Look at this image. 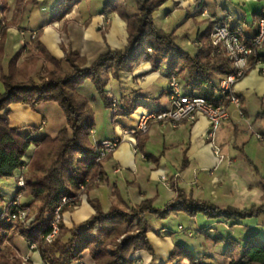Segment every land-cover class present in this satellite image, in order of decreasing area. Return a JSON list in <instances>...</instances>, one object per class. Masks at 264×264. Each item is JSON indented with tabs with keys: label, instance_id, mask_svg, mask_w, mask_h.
I'll list each match as a JSON object with an SVG mask.
<instances>
[{
	"label": "crops",
	"instance_id": "0c3cea01",
	"mask_svg": "<svg viewBox=\"0 0 264 264\" xmlns=\"http://www.w3.org/2000/svg\"><path fill=\"white\" fill-rule=\"evenodd\" d=\"M36 1L38 3L27 4L16 24L6 29L0 62L1 92L4 91L1 75L9 74L12 66L20 82H25L54 70L58 64L65 73H70L73 68L67 60V53L72 50L84 59V67H89L108 49H126L128 22L117 12L105 10V0H72V9L64 16H59L62 0ZM15 4L16 0H9V8L4 12L0 1V30L2 25L13 19ZM203 6L209 16H202L200 10ZM130 10L134 13L133 6ZM263 10L264 7L261 12ZM154 18L158 27L174 32L178 44L192 53L197 51L199 36L214 19H228L231 23L242 21L247 34L256 32L258 22L257 17L249 21L245 2L238 4L233 0H203L202 5L198 0H168L155 12ZM33 32H39L35 43L32 42ZM18 53L20 55L12 65ZM180 76L187 84L188 71ZM168 81L166 66L154 68L149 60L136 64L132 71H120L117 76L111 74L106 90L109 96L118 100L116 112L107 107L90 78L79 88L94 110L96 126L92 139L122 138V141L102 162L104 181L83 194L79 205L64 214V222L69 229L83 228L96 212L91 201L99 202L105 212L109 211L116 194L132 207L145 199L163 207L174 200L179 191L222 208L248 209L264 204V72L258 69L248 72L236 85L241 105L227 104L230 118L221 125L215 140L225 156L222 162H218L210 144V122L203 114H199L195 121H184L178 126L152 121L148 133L124 136V130L138 126L142 112L169 108ZM133 107V113L126 115ZM7 109L11 126L18 128L22 137L32 140L55 137L66 124L65 112L58 102H43L36 110L27 104L14 102ZM100 116L103 122L113 127V131H98ZM34 150L35 144H32L23 158L24 162L31 160ZM20 173L21 170L14 173L17 182ZM162 174L171 178V188L161 181ZM0 194L4 195L1 190ZM177 212L191 216L183 210ZM191 220L194 234L188 237L194 238L195 232L199 234L201 229H209L203 233L207 243H215L213 237L221 235L224 239L220 245H225V249L220 253H210L204 252L202 247L192 248L180 234L162 233L164 228L173 229L165 221L149 215L154 228L150 233L154 251L137 252L132 257L134 264H175L169 259L177 245L185 246L197 257L204 256L207 264H229L232 255L226 252L224 230L216 229V224H221L229 232V237L238 238L240 242L254 232L258 239L264 240V212L228 223L224 219H207L201 213L191 216ZM200 244L205 245L204 242ZM15 245L21 256L31 257L32 261L28 263L40 264L43 260L40 252L32 250L22 235L15 239ZM82 261L94 264L87 254Z\"/></svg>",
	"mask_w": 264,
	"mask_h": 264
},
{
	"label": "trees",
	"instance_id": "16d2710c",
	"mask_svg": "<svg viewBox=\"0 0 264 264\" xmlns=\"http://www.w3.org/2000/svg\"><path fill=\"white\" fill-rule=\"evenodd\" d=\"M2 11L9 8V0H0ZM105 0V10L117 12L128 22V45L124 51L108 49L89 67H84V59L76 51L67 53V60L73 70L65 73L58 64L54 70L44 75L20 82L13 70L1 75L4 91H0V177H13L16 170L24 171L25 186H18L16 195L7 200L0 194V264H24V258L16 249L15 236L21 234L30 244H35L47 264H79L87 254L94 264H134L132 257L139 251L153 253L150 233L154 231L149 215L166 219L177 211H186L191 216L204 214L207 219H224L225 223L258 216L264 212V204L253 205L248 209L222 208L210 201L196 199L181 191L177 197L163 207H157L151 199L143 200L137 206H129L116 194L109 211L105 212L99 202L91 201L96 212L81 229H69L63 215L72 211L80 203V197L98 187L104 181L105 171L100 159V143L92 139L96 126L95 114L89 100L79 92V88L90 78L109 109L115 98L107 93L110 75L120 71H132L143 60H149L154 68L166 66L169 76L188 71L185 84L189 95H198L213 100L219 90V82L224 76L235 71L234 62L227 52L213 44L211 32L216 21H211L205 32L199 36L197 51L192 53L182 48L174 32H166L157 26L154 14L168 0ZM199 1V0H198ZM36 0H16L13 19L1 26L0 62L6 29L16 24L23 8ZM202 5V4H200ZM133 6L134 13L130 7ZM72 9V0H62L59 16ZM257 18L264 12L257 13ZM39 32L33 37L36 42ZM151 49V52L149 51ZM20 53L12 61L14 65ZM118 101V100H117ZM27 104L32 109L43 102H58L66 118L65 126L55 137L45 136L39 140L22 137L19 129L12 127L8 106L11 103ZM125 113L130 115L134 111ZM116 115V114H115ZM32 144L35 150L31 160L23 158ZM110 156V155H109ZM108 156V157H109ZM107 159V158H106ZM25 194L31 204L20 202V208L28 209L29 225L20 231L17 223L7 219L8 205ZM64 196H77L72 206L61 209L60 229L51 242L46 236L53 232L52 223L55 211ZM39 204L33 207L32 204ZM131 211H128L129 208ZM18 223H20L18 221ZM136 223L137 232L129 233L127 227ZM234 225V224H232ZM209 229H201L207 233ZM174 231L166 234H171ZM223 236L213 237L220 243ZM226 252L232 255L229 264H264V240L256 233L247 234L243 242L228 237ZM7 258H12L8 262ZM207 264L205 257H197L183 245H177L169 262L175 264Z\"/></svg>",
	"mask_w": 264,
	"mask_h": 264
},
{
	"label": "built area",
	"instance_id": "2783aa9c",
	"mask_svg": "<svg viewBox=\"0 0 264 264\" xmlns=\"http://www.w3.org/2000/svg\"><path fill=\"white\" fill-rule=\"evenodd\" d=\"M200 4H203V0H199ZM203 8V14H208V10L205 6ZM264 12V10H263ZM211 32V38L213 44L217 47L224 49L229 58L234 62L235 71L224 76L219 83V90L213 100H208L203 96L189 95L186 90L185 84L180 80L177 73L169 76L168 91L170 98V106L166 110L151 111L146 110L140 114L139 124L135 128L124 130V136H137L138 134L148 133L151 127L152 121H158L162 123H169L173 126H178L184 121H195L199 114L205 115L210 122V130L208 136L210 138V144L218 158V162H222L225 156L221 153V149L216 144L215 140L221 125L230 118V112L228 103L241 105V98L236 92L237 83L243 79L248 72L252 70H260L264 72V15H262L257 22V29L254 34H247L245 25L242 21L231 23L228 19L215 20ZM32 36H36V32L32 33ZM197 44H199L197 42ZM151 52V49H149ZM118 101H113L112 111L116 112ZM260 138H263L260 136ZM122 138L105 139L101 141H95L100 143V159H106L112 152L116 150ZM138 151V148H136ZM26 167H22L21 173L18 176V186H25L24 171ZM161 181L168 187H172L173 183L171 178L162 174ZM78 201L77 196H64L61 204L55 211V219L52 223L53 232L46 236V240L51 242L54 236L58 233L60 226V220L62 218V207L64 205L72 206ZM20 201L17 197L15 200L9 203V212L6 214L7 219L11 222L18 223L25 229L29 223L28 209L20 208ZM178 231L185 232L186 229L179 225ZM162 233H170V228H164ZM187 235L192 236L193 230L186 232ZM35 244L31 245V249H35ZM40 264H47L43 260Z\"/></svg>",
	"mask_w": 264,
	"mask_h": 264
},
{
	"label": "rangeland",
	"instance_id": "374dc122",
	"mask_svg": "<svg viewBox=\"0 0 264 264\" xmlns=\"http://www.w3.org/2000/svg\"><path fill=\"white\" fill-rule=\"evenodd\" d=\"M235 3H246V8L249 11V21H252L253 19H257V15L256 13H259L262 11L263 7H264V0H233ZM201 14L202 16H209V12L208 14H203V8L201 7ZM217 19H214L212 21H215ZM129 39V38H128ZM199 44L196 43V45H200L201 43L199 41H197ZM49 71L44 72L47 73ZM43 74V75H44ZM42 75V74H40ZM39 75V76H40ZM181 78V76H180ZM55 118H57V116H55ZM58 119V118H57ZM100 121L98 122L99 127L97 126V129L99 132H108V131H113V127L110 126L109 123L107 122H103L102 117L100 116ZM47 131H50V128L47 129ZM27 170V169H25ZM0 190L2 191V193L4 194L5 198L7 200H11L15 195H16V191H17V181L16 178L14 177H10L9 179H5V178H1L0 179ZM18 198L20 202H29L31 204V201H29L27 199V197L25 196V194H23L22 192L18 194ZM39 204L35 203L32 204L33 207H37ZM132 208L130 207L128 209V211H131ZM64 217V215H63ZM160 221H165V223L167 225H169L170 227H172V231H174L175 233L180 234V236L184 237L187 241V244L190 245V247L194 248V247H202L204 252H210V253H220L221 251H223L225 249V245H220V243L215 244L213 242H209L207 243V239H206V235H204L203 233H199L195 232V236L194 238H190L187 236V231H189L191 229V216L187 215L185 212H176L172 215H170L168 218L166 219H157ZM31 221V219H30ZM18 228L17 230L20 231L23 228L20 226V223H17ZM179 225H182L186 231L185 232H180L178 231V227ZM215 228L221 230H224V236L225 239L227 240V238L229 237V232L225 230V228L221 225V224H216ZM127 229L129 230V233H135L137 232V227H136V223L132 226H128ZM160 229V228H159ZM162 229V227H161ZM165 234V233H164ZM21 235V234H20ZM213 236H215V234H211ZM19 234H17L15 236V239L18 238ZM201 242H204V244H200ZM217 245V246H216ZM33 250V249H32ZM23 257V256H22ZM24 264H30L28 262L32 261L31 257L29 256H24ZM8 262H12L13 259L12 258H7ZM33 263V262H32ZM186 264H190L189 260H185ZM34 264V263H33ZM79 264H88V263H83V261L81 260Z\"/></svg>",
	"mask_w": 264,
	"mask_h": 264
}]
</instances>
